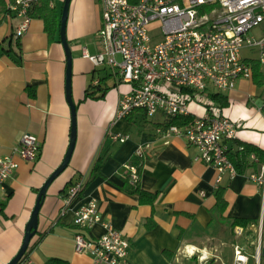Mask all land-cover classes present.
I'll use <instances>...</instances> for the list:
<instances>
[{
  "label": "crops",
  "instance_id": "crops-1",
  "mask_svg": "<svg viewBox=\"0 0 264 264\" xmlns=\"http://www.w3.org/2000/svg\"><path fill=\"white\" fill-rule=\"evenodd\" d=\"M64 4L65 0L50 4L60 19ZM0 17V156L11 155L25 133L36 135L41 142L34 162L14 155L19 167L0 190V264H7L23 245L41 188L66 156L73 113L60 25L50 39L44 20L33 17L19 35L21 17ZM101 18V0H70L66 35L72 52L76 142L68 166L48 186L38 231L19 264H29L26 260L32 264H95L93 253L77 252L74 241L75 211L91 199L97 201L103 219L129 238L130 264H233L234 244L239 242L233 219L254 221L247 228L255 237L264 214V189L248 177L259 170V163L248 155L241 173L234 177L226 173L218 184V171L196 159V147L183 137L158 132L164 125L163 116L144 118L145 112L135 109L128 117H118L119 101L132 86L101 69L107 64L96 65L85 56V52L100 51ZM257 53L244 56L258 60L264 76L258 48ZM99 82L108 87L105 96L86 98V90ZM221 94L228 98L226 106H219L223 115L242 124L237 137L226 140L228 148L235 153L241 143H250L264 159V84L257 83L252 74ZM205 109L191 104L194 114L201 115ZM119 133L130 138L120 142L114 138ZM138 149L143 152L139 186L157 195L153 203L143 202L139 192L123 187ZM81 180L82 190L66 205V193ZM219 187H224L228 203L223 213L217 207ZM222 220L232 222L235 240ZM86 232L99 236L104 228L96 224Z\"/></svg>",
  "mask_w": 264,
  "mask_h": 264
},
{
  "label": "built area",
  "instance_id": "built-area-1",
  "mask_svg": "<svg viewBox=\"0 0 264 264\" xmlns=\"http://www.w3.org/2000/svg\"><path fill=\"white\" fill-rule=\"evenodd\" d=\"M35 1L10 3L11 14L22 18L19 35L28 29ZM101 5L100 51L85 52V56L96 65H109L120 81L132 86L122 95L117 116L128 117L139 108L148 117L161 113L165 120L158 132L183 137L196 147V159L218 171V184L226 173L230 177L241 173L226 140L235 139L242 124L223 115L212 94L229 91L238 79L252 76V65L243 55L245 47L258 48L264 63V34L248 35L264 22V0H101ZM192 103L206 108L205 112L194 114ZM177 116L193 118L183 125L165 126ZM114 138L125 142L130 136L119 133ZM40 148V139L25 133L11 155L0 156V190L19 167L14 155L34 162ZM136 153L143 155L141 149ZM249 157L259 163V170L248 177L264 189V159L254 151ZM128 167L135 175L137 167ZM83 186L81 180L69 188L66 205ZM74 224L77 252H92L95 264H130L129 238L103 219L96 200H88L75 211ZM96 224L103 226L104 233L89 236L86 231ZM257 227L254 237L249 228L235 226L234 233L243 242L234 244L233 264H264V214Z\"/></svg>",
  "mask_w": 264,
  "mask_h": 264
},
{
  "label": "trees",
  "instance_id": "trees-1",
  "mask_svg": "<svg viewBox=\"0 0 264 264\" xmlns=\"http://www.w3.org/2000/svg\"><path fill=\"white\" fill-rule=\"evenodd\" d=\"M132 2H137L139 0H131ZM12 0H0V16L2 15H9L11 14V9H10V3ZM52 0H36L33 7L31 8L30 15L33 17H39L42 18L45 22V29L47 33L50 36V39H54V34L56 30L59 28V25L61 23V19L59 18L58 14L50 6ZM3 17H0V20ZM252 68H253V76L254 79L257 81V83H262L264 84V76L260 70V62L256 59H250L249 60ZM108 87L103 86L100 82L97 85H91L87 90H86V98H94V99H99L103 98L106 94ZM212 97L217 101L218 106L224 107L228 104V98L225 94L221 93H214L212 94ZM138 110L143 111L141 108ZM145 112V111H144ZM132 114V113H131ZM130 114V115H131ZM146 113H144L143 117L146 118ZM193 116H177L175 118L170 119L165 126H170V124H186L191 119ZM252 151H258L259 148L250 144V143H241L240 148L238 149L237 152L232 153L231 149L228 148V153L230 157L232 158L233 162L236 164L238 170L240 172L245 169L247 166V156L249 153ZM260 159L263 160V155L259 153ZM143 155H138L135 153L134 159L132 160V163L130 165H134L137 167V172L134 175L131 170L129 169L128 174L126 175L124 179V189L127 191H132V192H139L142 196V201L143 202H149L153 203L156 200L157 195L155 193H150L148 191H145L142 189L139 184H140V178L141 177V169H142V158ZM129 165V166H130ZM216 198H217V207L218 210L223 213L225 209L228 206V203L226 201L225 197V189L224 187H219L216 191ZM43 201V199H42ZM255 222L247 219V218H235L233 219V225H243L245 227L254 224ZM26 255V253H25ZM24 255V256H25Z\"/></svg>",
  "mask_w": 264,
  "mask_h": 264
},
{
  "label": "water",
  "instance_id": "water-1",
  "mask_svg": "<svg viewBox=\"0 0 264 264\" xmlns=\"http://www.w3.org/2000/svg\"><path fill=\"white\" fill-rule=\"evenodd\" d=\"M69 7H70V0H65L63 12L61 15L60 38L67 52V97H68V101L71 105V109L73 113L70 145H69L67 153H65L66 156L64 157V160L61 163V165L54 171V173H52V175L48 178L44 186L41 188L39 192L38 202L36 204L32 217L26 228V233H25L26 236L24 237L23 245L21 249L19 250V252L16 254V256L7 264H19V262L22 260L25 253L27 252L32 237L38 231V225L40 222L39 213H40V208L42 205V199L44 198L45 195H47L46 191L50 183L68 166L71 156L73 154L72 152L74 150V145L76 142V105L72 99V91H71V76L73 74L72 73V52H71V48H70L67 35H66V23L68 19Z\"/></svg>",
  "mask_w": 264,
  "mask_h": 264
},
{
  "label": "rangeland",
  "instance_id": "rangeland-1",
  "mask_svg": "<svg viewBox=\"0 0 264 264\" xmlns=\"http://www.w3.org/2000/svg\"><path fill=\"white\" fill-rule=\"evenodd\" d=\"M264 34V22L262 23V24H260V26H257L256 28H253L249 33H248V35L249 36H255V37H260L261 35H263ZM243 55H245V56H256V55H258V53H257V48H249V47H245L244 49H243ZM101 69H103L104 71H106L107 70V72H108V74H114V76L117 78L118 76H117V74L114 72V70H113V68H111L109 65H107L106 66V68H104V67H102ZM197 109V112L198 113H200L201 111H200V109L199 108H196ZM159 116H161L162 117V115H161V113H156V115L154 116V117H152V119L154 120V119H156L157 120V118L159 117ZM151 119V120H152ZM164 119V118H163ZM222 222H223V224H225V226L228 228V234H229V237L230 238H233V234H232V230H231V227H232V222H230L229 220H222ZM234 240H235V238H233ZM238 241L240 242V243H242L243 242V240L242 239H238Z\"/></svg>",
  "mask_w": 264,
  "mask_h": 264
}]
</instances>
